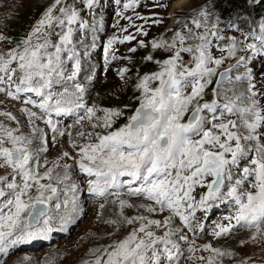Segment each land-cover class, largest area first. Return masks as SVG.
<instances>
[{
  "label": "snow or ice",
  "instance_id": "obj_1",
  "mask_svg": "<svg viewBox=\"0 0 264 264\" xmlns=\"http://www.w3.org/2000/svg\"><path fill=\"white\" fill-rule=\"evenodd\" d=\"M140 3L110 0L112 26L128 34L107 40L105 72L114 61L132 63L115 45L148 36L135 20L163 23L136 11ZM45 4L24 37L0 34V44L11 45L0 47V105H20L19 115L0 109V253L52 232L53 201L61 222L79 215L83 191L98 201L97 220L111 229L105 235L120 234L93 246L83 264H255L192 237L205 231L197 213L226 202L231 213L215 223L213 239L247 230L264 242V83L257 87L248 69L256 56L264 59V17L248 27L239 13L225 18L217 0H201L170 37L138 40L128 52L148 48L142 61L157 70L137 73L136 107L117 127L129 105L89 104L94 74L83 75L102 30V0ZM152 6L167 7L162 0ZM130 72L116 69L125 84ZM65 118L74 122L62 127ZM49 140L67 145L50 167Z\"/></svg>",
  "mask_w": 264,
  "mask_h": 264
},
{
  "label": "rangeland",
  "instance_id": "obj_2",
  "mask_svg": "<svg viewBox=\"0 0 264 264\" xmlns=\"http://www.w3.org/2000/svg\"><path fill=\"white\" fill-rule=\"evenodd\" d=\"M48 3L51 0H47ZM167 5L166 8H154L152 6L153 0H141L140 6L136 9L143 16H152L153 13L158 14L156 18H163V23L160 25H152L151 21L144 23L141 20H135L137 25L143 24L144 29L148 31V36H137L133 40L125 44H117L115 48L118 50L117 54L121 56H131L132 63L127 60L114 61L109 67L108 71L104 70V46L107 40L113 35H127L121 34L118 27H113L116 17L113 14V7L110 6V0H102L103 7L98 11L97 18H102V30L98 33L96 46L91 50V55L84 64L85 72L83 75L94 74V79L88 85L87 99L89 104H96L106 108H123L124 105H129L125 109V116L117 121L116 126L125 122L128 115L136 107L134 96L138 93L134 92L133 85L137 78V73L143 75L146 72L157 70L154 63L143 62L142 57L148 54L149 49H139L136 53H129L128 49L137 46L138 40H145L147 43L154 37L164 35L168 38L172 35L171 30L179 27L177 21L182 17L187 16L194 8L198 7L201 0H162ZM46 6L45 0H0V34L8 36L12 39V33L21 23H24V34L30 30L31 26L39 18L42 10ZM126 15H134L129 10ZM24 20V22H23ZM247 21L246 26H251V21L247 19H240ZM259 23L260 21L257 20ZM128 21L120 20V26H127ZM130 33H135V28H129ZM231 34V33H230ZM11 45L0 44V47H9ZM157 58H162L164 53H155ZM128 66L131 72L128 74V83L125 84L116 75V69ZM248 69L252 75L253 82L257 87L264 83V59L259 56L253 58L248 65ZM241 72L244 69H240ZM16 102V107H19ZM16 107L13 104L0 105V109H7L16 112ZM74 121L70 118H65L62 122V127L72 124ZM43 127V125H41ZM27 131V129H24ZM66 139V138H65ZM49 152L46 154L49 161L48 166H51V161L54 160L61 151L67 148L66 144L53 146L49 140ZM71 151L70 149H68ZM66 163H73L71 160L64 161ZM41 168L40 171H44ZM6 171V170H0ZM73 179L77 183L81 181ZM82 179V178H81ZM46 182V181H45ZM83 187V185H81ZM199 191V189H198ZM55 201L48 206L50 213L57 217L53 220V231L47 236H41L31 239L30 241L10 247L6 252L0 253V264H83V260L87 258L89 250L98 244H108L112 240L120 238V234L113 236H106L111 229L97 220L98 201L94 200L85 192L79 194V206L82 212L77 215L73 214L67 223H63L58 218V212L53 207ZM232 207L230 203L216 202L212 208L207 212H198L197 216L200 222L204 225L205 231L198 236L192 237L196 239L197 244L211 243L214 247H222L230 249L238 254L237 259L251 257V261L255 264H264V242H253L249 231L239 230L233 235L226 238L213 239L211 230L215 223L225 222L224 217L231 213ZM110 212L106 210V214ZM192 236L191 233H189ZM96 237H104L97 239ZM241 241H244L241 244ZM207 256L208 253H200ZM225 264H231L230 261H225Z\"/></svg>",
  "mask_w": 264,
  "mask_h": 264
},
{
  "label": "trees",
  "instance_id": "obj_3",
  "mask_svg": "<svg viewBox=\"0 0 264 264\" xmlns=\"http://www.w3.org/2000/svg\"><path fill=\"white\" fill-rule=\"evenodd\" d=\"M217 9L225 18L231 16L235 19L239 13V19H247L250 21L253 18L264 17V0H261V3L255 7L246 3V0H217ZM23 28L24 23H21L20 26L13 31L11 35L13 42L25 36Z\"/></svg>",
  "mask_w": 264,
  "mask_h": 264
}]
</instances>
